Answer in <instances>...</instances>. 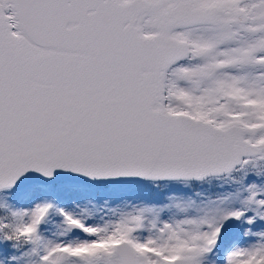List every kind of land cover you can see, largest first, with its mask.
Masks as SVG:
<instances>
[{"label":"snow or ice","instance_id":"1","mask_svg":"<svg viewBox=\"0 0 264 264\" xmlns=\"http://www.w3.org/2000/svg\"><path fill=\"white\" fill-rule=\"evenodd\" d=\"M0 264H264V0H0Z\"/></svg>","mask_w":264,"mask_h":264}]
</instances>
